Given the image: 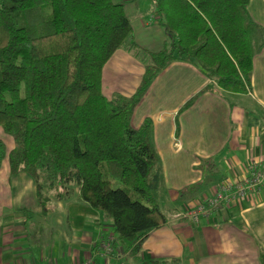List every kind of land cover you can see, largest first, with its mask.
<instances>
[{
  "label": "trees",
  "instance_id": "1",
  "mask_svg": "<svg viewBox=\"0 0 264 264\" xmlns=\"http://www.w3.org/2000/svg\"><path fill=\"white\" fill-rule=\"evenodd\" d=\"M153 2L166 38L155 53L133 42L123 6L112 0H0V131L14 142L7 154L0 142V163L6 157L11 176L31 179L41 205L76 189L110 221L113 243L127 244L133 255L168 220L157 200L150 122L133 129L134 108L174 62L243 94L252 58L264 48L249 0ZM118 50L138 60L143 74L132 95L107 99L101 71Z\"/></svg>",
  "mask_w": 264,
  "mask_h": 264
},
{
  "label": "crops",
  "instance_id": "2",
  "mask_svg": "<svg viewBox=\"0 0 264 264\" xmlns=\"http://www.w3.org/2000/svg\"><path fill=\"white\" fill-rule=\"evenodd\" d=\"M112 1L123 6L133 42L148 52L161 50L166 38L153 0ZM247 11L264 39V0H249ZM142 74L141 63L118 50L102 68L101 92L107 99L128 97ZM145 119L159 160L157 200L168 220L139 251L133 255L127 244L113 243L110 221L81 202L76 189L64 201L50 195L41 205L31 180L11 176L2 161L0 264H262L264 188L196 223L170 217L193 210L223 181H243L251 163H264V48L252 58L243 94L222 91L190 64H170L151 82L130 125L137 129Z\"/></svg>",
  "mask_w": 264,
  "mask_h": 264
},
{
  "label": "built area",
  "instance_id": "3",
  "mask_svg": "<svg viewBox=\"0 0 264 264\" xmlns=\"http://www.w3.org/2000/svg\"><path fill=\"white\" fill-rule=\"evenodd\" d=\"M264 188V163H251L248 176L239 182L223 181L213 196L197 204L193 210H185L171 215L174 221L189 220L196 223L200 217H206L220 206H226L235 200Z\"/></svg>",
  "mask_w": 264,
  "mask_h": 264
},
{
  "label": "rangeland",
  "instance_id": "4",
  "mask_svg": "<svg viewBox=\"0 0 264 264\" xmlns=\"http://www.w3.org/2000/svg\"><path fill=\"white\" fill-rule=\"evenodd\" d=\"M0 142L3 144V146L5 148V154H7L10 150H12L14 148V142L11 139V137L4 135L1 131H0ZM2 161L6 162V157ZM27 178H29V177H27ZM29 180H31V179L29 178ZM123 262L124 261H122L121 264H123ZM117 264H119V263H117Z\"/></svg>",
  "mask_w": 264,
  "mask_h": 264
}]
</instances>
